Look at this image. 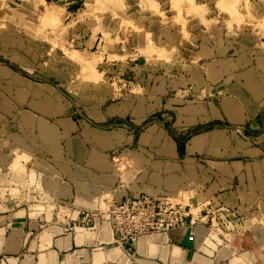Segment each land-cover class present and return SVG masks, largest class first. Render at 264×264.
I'll return each instance as SVG.
<instances>
[{
	"label": "crops",
	"instance_id": "1",
	"mask_svg": "<svg viewBox=\"0 0 264 264\" xmlns=\"http://www.w3.org/2000/svg\"><path fill=\"white\" fill-rule=\"evenodd\" d=\"M137 1L0 0V264H264V0ZM143 195L190 217L122 245L108 209Z\"/></svg>",
	"mask_w": 264,
	"mask_h": 264
},
{
	"label": "built area",
	"instance_id": "2",
	"mask_svg": "<svg viewBox=\"0 0 264 264\" xmlns=\"http://www.w3.org/2000/svg\"><path fill=\"white\" fill-rule=\"evenodd\" d=\"M107 216L113 224L116 241L129 245L142 234L186 224L190 214L186 207L172 204L167 198L143 195L114 201Z\"/></svg>",
	"mask_w": 264,
	"mask_h": 264
},
{
	"label": "rangeland",
	"instance_id": "3",
	"mask_svg": "<svg viewBox=\"0 0 264 264\" xmlns=\"http://www.w3.org/2000/svg\"><path fill=\"white\" fill-rule=\"evenodd\" d=\"M255 2L256 0H139L134 2V4L137 3L136 6L138 7V10L155 9L161 4V8H167L169 10V13L167 12V14L163 12V16L170 14V22L174 19L176 24L181 23L182 21L187 24L189 18H194V20L201 19L200 22L204 25L217 23L232 26L234 24L241 25L245 22L243 21L245 16L244 13H247L251 8H254L253 4ZM112 4H119L122 14L126 13L129 9L125 1H113ZM136 6L134 7L136 8ZM157 11H159V9ZM193 16L198 17L196 18ZM260 16L262 17V14ZM251 22L252 21L250 20V24L254 23ZM260 25L261 27H264L263 19H260ZM72 49L74 50L75 48L72 47ZM97 50V48L92 49L90 54L96 55ZM66 53L69 56H74V59L80 58V54L78 55V53H75V55H70L69 51H66ZM86 64L87 66L89 65L88 63ZM160 198L165 199V197ZM167 201H170L172 204H177L178 202L170 199H167Z\"/></svg>",
	"mask_w": 264,
	"mask_h": 264
}]
</instances>
